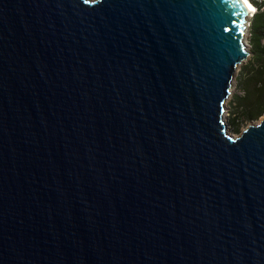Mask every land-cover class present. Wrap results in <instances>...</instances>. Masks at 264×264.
I'll return each instance as SVG.
<instances>
[{"label": "water", "instance_id": "water-1", "mask_svg": "<svg viewBox=\"0 0 264 264\" xmlns=\"http://www.w3.org/2000/svg\"><path fill=\"white\" fill-rule=\"evenodd\" d=\"M245 9L0 0V264H264V113L221 120Z\"/></svg>", "mask_w": 264, "mask_h": 264}, {"label": "trees", "instance_id": "trees-1", "mask_svg": "<svg viewBox=\"0 0 264 264\" xmlns=\"http://www.w3.org/2000/svg\"><path fill=\"white\" fill-rule=\"evenodd\" d=\"M248 1L260 12H254L250 20L251 56L239 74L237 84L240 95L234 97L243 122L257 120L264 113V45L261 44L264 38V1ZM232 124L234 133H239V125L233 121Z\"/></svg>", "mask_w": 264, "mask_h": 264}, {"label": "rangeland", "instance_id": "rangeland-1", "mask_svg": "<svg viewBox=\"0 0 264 264\" xmlns=\"http://www.w3.org/2000/svg\"><path fill=\"white\" fill-rule=\"evenodd\" d=\"M264 1V0H263ZM259 2H262L261 0H259ZM250 3V2H249ZM253 6V5H252ZM253 8L255 9V12H260V10L256 11L255 6H253ZM253 14H249L248 17H246V22L248 24V26L245 29V32H243V36H242V43L244 45V51L247 53V57L242 60L241 62H239L236 67L235 70L233 72L231 81H230V86H229V91L227 94V97L225 98V100L223 101L222 104V114H221V120L224 124V132L227 136L231 137V138H236L240 135V133L249 125H254L257 124L261 117H259L257 120L254 121H250V122H243L242 118L240 117L241 114H239V110L236 109V104L234 102V97L240 95L239 89H238V78H239V74L242 71L244 65H246L250 59V46H251V42H250V31H249V24H250V20ZM261 44L264 45V38L261 40ZM237 118V121H236ZM232 121L239 125L238 128V132L239 133H234L233 131V124ZM238 123H236V122Z\"/></svg>", "mask_w": 264, "mask_h": 264}, {"label": "bare ground", "instance_id": "bare-ground-1", "mask_svg": "<svg viewBox=\"0 0 264 264\" xmlns=\"http://www.w3.org/2000/svg\"><path fill=\"white\" fill-rule=\"evenodd\" d=\"M248 1V0H247ZM246 0H241V2H242V4H243V6L246 8L245 10H246V13H247V15H246V17H248V15L249 14H252V10H251V4L249 3V1L247 2ZM253 7V6H252ZM254 13V12H253ZM247 23V22H246Z\"/></svg>", "mask_w": 264, "mask_h": 264}, {"label": "clouds", "instance_id": "clouds-1", "mask_svg": "<svg viewBox=\"0 0 264 264\" xmlns=\"http://www.w3.org/2000/svg\"><path fill=\"white\" fill-rule=\"evenodd\" d=\"M252 8H253V7H252ZM253 10H254L253 12H255V9H254V8H253ZM253 12H252V14H254Z\"/></svg>", "mask_w": 264, "mask_h": 264}, {"label": "built area", "instance_id": "built-area-1", "mask_svg": "<svg viewBox=\"0 0 264 264\" xmlns=\"http://www.w3.org/2000/svg\"><path fill=\"white\" fill-rule=\"evenodd\" d=\"M247 26H248V24H247Z\"/></svg>", "mask_w": 264, "mask_h": 264}]
</instances>
